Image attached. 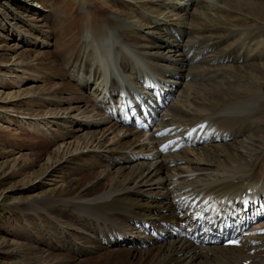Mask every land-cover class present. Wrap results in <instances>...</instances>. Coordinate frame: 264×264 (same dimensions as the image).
<instances>
[{
  "label": "bare ground",
  "instance_id": "6f19581e",
  "mask_svg": "<svg viewBox=\"0 0 264 264\" xmlns=\"http://www.w3.org/2000/svg\"><path fill=\"white\" fill-rule=\"evenodd\" d=\"M8 1L22 5V10L27 9L30 14H39V24L32 26L19 13H14L17 14L14 24L21 22L30 32L14 28L17 40L33 41L37 50L47 52L52 59L42 65L60 66L66 76L54 77L55 81L48 87L49 97L36 100L57 106L46 116V120L53 122L46 134L58 147L46 159L48 167L39 180L51 189L47 197L36 200L34 205L66 215L78 226H86L92 234L89 237L84 233L88 238L60 243L64 255H54L61 253V249L49 244L40 256H46L48 264H72L75 258L68 250H73L77 258L89 256L79 264H112L109 257L119 255L125 236L131 234L141 238L142 243L126 248L125 255L118 256L115 264H243L246 261L264 264V234L252 238L256 246L240 249H202L183 239H168L175 227L190 224L177 219L183 203L204 206L216 198H234L244 187L264 184V140L254 132L248 134L246 129L259 124L261 131L264 130V95H258L251 83L237 87L234 80L224 77L226 68H233L229 74H237L247 56L260 57L259 50L253 49V37L228 43L231 37L196 33L204 18L198 7L211 4L210 0H187L180 5L182 11H192L186 19L193 22H186L195 26L185 25L181 20L175 24L150 22L149 26L138 21L131 25V18L126 22L111 12L89 14L94 4L89 3L88 10L83 5L89 0H74L76 14L56 16L51 11L45 12V7L37 9L32 0ZM221 1L224 7L218 11L226 18L236 8L254 7L247 0ZM147 29L152 32H145ZM204 50L206 53L202 55ZM215 60L218 64L213 66ZM16 72L27 73L22 68ZM29 74L34 77L31 83H41V75ZM259 84L264 86V78ZM154 85L160 91L168 90L169 97L174 96L175 92L170 90L175 89L178 97L171 101L158 123L146 118L147 126H141L149 127L148 133L139 130L140 126L132 128L125 123L131 112L113 116L134 107L135 114L145 119L146 111L138 106L139 99L149 98L148 87ZM199 88L204 89L207 97L198 102L195 93ZM132 124L137 126L136 122ZM202 124L210 125L222 143L211 144L210 136L201 134L200 138L206 136L204 146L176 151L185 135H199L194 126ZM68 159H74L85 169L99 166V170L80 189H64L58 177H50ZM144 205L161 214L145 215L138 209ZM148 223L152 224L149 235ZM104 233H108V244L112 247L105 254L99 252L106 250ZM90 241L93 245L89 246ZM36 242L42 244L41 240ZM91 250L97 253L91 256Z\"/></svg>",
  "mask_w": 264,
  "mask_h": 264
},
{
  "label": "rangeland",
  "instance_id": "374dc122",
  "mask_svg": "<svg viewBox=\"0 0 264 264\" xmlns=\"http://www.w3.org/2000/svg\"><path fill=\"white\" fill-rule=\"evenodd\" d=\"M235 1L238 2V0H232V2ZM210 2L211 4L214 2V4L204 3L198 7L199 13L203 14L204 18L201 19L202 23L199 27H195L198 30L196 33L202 32L201 34L207 37L213 34L231 37L228 43H234V41L236 43V41H242L252 36L253 49L259 50L260 57L247 56L245 62L239 65L237 74H229L233 68H226L224 77L227 76L234 80V85L237 87L251 83V88L255 87L258 95H264V86L259 84V81L264 78V65H262L264 64V0H247V3L253 4L254 7L231 10L229 18L219 12V8L224 7L221 0H210ZM31 3L37 9L40 6L45 7V12L51 11L50 14L55 16L76 14L77 9L74 0H32ZM89 3L94 4V8L90 11L88 10ZM186 3L187 0H89L83 5L89 14L111 12L113 16H120L126 22L131 18L129 21L133 22L131 25H135L139 21L140 25L147 22L151 26L150 22L175 24L180 20L185 25H189L191 22L189 24L187 22L192 20H188L186 17L188 18L192 11L186 13L180 7ZM16 4V2L0 0V264H48L47 257L40 256L43 248L45 251L49 244H54L57 249H61L60 243L63 244L67 240L76 241L82 237H92V234L86 226H78L66 215L47 211L43 206L34 205L36 200L47 197V191L51 189V186L41 184L45 181L40 182L39 180L47 170L48 161L46 159L58 147L46 134L47 127L53 125L52 119L46 120V116L57 106H47L44 102L36 100L40 98L45 100L49 97L48 87L51 81H55L54 77L66 78V76L59 69V65V67L42 65L52 59L48 57L47 52L37 50L38 46L33 41L21 43L17 40V36L13 33L14 28H17V31L23 30L30 34L29 29L23 27L21 22L17 25L14 24L17 19L15 16L18 13L21 19L32 26L38 25L40 19L38 18L39 14H34V12L30 14L26 12L27 9L22 10V5L16 6ZM236 11L239 13L236 14ZM188 14L190 15L188 16ZM191 25L195 26L194 23ZM145 32L152 31L147 29ZM174 35L176 34L174 33ZM33 36L40 38L36 35ZM239 37L240 39H238ZM240 43L237 44L238 47ZM36 52H41L43 55H37ZM244 66L250 67L243 68ZM19 68L24 69L27 73H17ZM40 69L42 70L39 71ZM29 72L41 75V83H31V79L34 80V77ZM69 84L72 85L71 82ZM195 94L197 95L195 101L198 102L207 97L203 88H199ZM261 127L259 124L249 125L246 127L247 133L254 132L264 140V130L261 131ZM56 143L59 142L56 141ZM204 153L209 154L208 151ZM66 162L65 166L58 167L54 176L50 177L53 179L58 177L57 179L61 180L65 186L64 189L68 187L80 189L84 186L85 180L99 170V166L89 168L90 170L85 169L82 165L76 164L74 159H68ZM141 202L144 203V200ZM138 209L145 215L150 212L154 215L161 214L160 211L151 210L146 205ZM161 227L162 225L157 230H160ZM82 232L83 234H81ZM147 232L149 235L152 228ZM107 234L104 233L106 250L99 251L104 254L111 250ZM36 240H41L42 244H38ZM92 243L93 241H90L87 245H93ZM126 248L127 245L123 244L117 257L122 258L127 251ZM68 251L75 258L72 259V264H79L81 260H86L89 257L78 256L77 258L75 251ZM91 251V256L97 253L96 250ZM60 252L53 254L56 256L66 254L62 249ZM88 254L86 253V255ZM66 256L70 257L69 254ZM117 257H109L113 260L112 264L117 263ZM88 264H94V262ZM132 264L134 263L132 262Z\"/></svg>",
  "mask_w": 264,
  "mask_h": 264
},
{
  "label": "snow or ice",
  "instance_id": "6c2138e0",
  "mask_svg": "<svg viewBox=\"0 0 264 264\" xmlns=\"http://www.w3.org/2000/svg\"><path fill=\"white\" fill-rule=\"evenodd\" d=\"M230 243H233V244H238L239 241H230Z\"/></svg>",
  "mask_w": 264,
  "mask_h": 264
}]
</instances>
